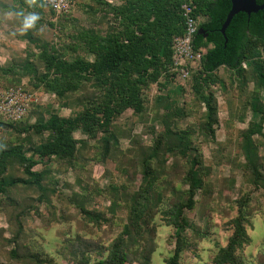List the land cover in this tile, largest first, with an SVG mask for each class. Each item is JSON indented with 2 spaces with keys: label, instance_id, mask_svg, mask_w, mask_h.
Here are the masks:
<instances>
[{
  "label": "rangeland",
  "instance_id": "374dc122",
  "mask_svg": "<svg viewBox=\"0 0 264 264\" xmlns=\"http://www.w3.org/2000/svg\"><path fill=\"white\" fill-rule=\"evenodd\" d=\"M74 1L56 14L39 0H0V96L29 97L20 119L0 114V156L17 148L37 173L16 157L0 171V264H169L177 246V264H264V77L251 61L209 83L200 62L173 59L158 81L143 78L141 111L76 129L70 155L36 152L54 137L40 120L96 111L107 91L94 76L62 78L41 54L93 61L88 40L123 32L116 9L136 2ZM146 200L141 237L109 262Z\"/></svg>",
  "mask_w": 264,
  "mask_h": 264
},
{
  "label": "trees",
  "instance_id": "16d2710c",
  "mask_svg": "<svg viewBox=\"0 0 264 264\" xmlns=\"http://www.w3.org/2000/svg\"><path fill=\"white\" fill-rule=\"evenodd\" d=\"M185 1L192 4L194 17L207 18L199 25L195 34L194 48H208L202 56L201 69L209 83L217 82L214 72L222 66L243 75L244 63L247 61H251L259 78L264 77V62L254 58L252 43V38H256L264 47V9L250 15L244 12L236 14L224 35L221 27L231 9V0H136L134 4L116 9L117 14L125 17L123 32L92 38L84 34V39L90 38V49L96 55L93 61H66L55 54H41L48 70H54L62 78L94 76L107 89L102 107L96 111H86L75 117L52 116L46 121L38 122V131H49L54 135L52 140L37 149L36 152L42 158L72 154L76 148L73 136L76 129H89L96 124L107 127L111 120L128 108L138 112L142 110L143 78L156 82L167 72L173 62L174 37L185 33L182 9ZM257 1L259 4L264 3V0ZM39 2L44 5L40 0ZM201 29L202 33L199 32ZM49 87L56 91L59 89L52 83ZM12 157L25 164L28 173L37 175L32 171L36 164L33 157L25 156L17 148L3 151L0 156V171L6 169V161ZM147 205L146 200L143 205L134 208L131 220L126 225L128 239L117 242L112 253L113 259H108L109 262L123 260L129 253V240L134 242L141 237L139 228L149 210ZM177 248L169 264L179 262L181 247ZM229 250V247L225 249V253ZM100 264H108V261Z\"/></svg>",
  "mask_w": 264,
  "mask_h": 264
},
{
  "label": "built area",
  "instance_id": "2783aa9c",
  "mask_svg": "<svg viewBox=\"0 0 264 264\" xmlns=\"http://www.w3.org/2000/svg\"><path fill=\"white\" fill-rule=\"evenodd\" d=\"M46 7L50 8L56 14H66L73 10L74 0H40ZM183 15L185 17V33L174 37L173 59L189 60L196 64L201 63L202 56L205 54V48L195 50L192 43L193 37L196 34L199 24L198 17L193 16V6L190 2L185 1L182 6ZM246 64L244 63V66ZM185 71V70H184ZM184 77V76H183ZM29 103V97L21 91L11 89L0 96V114L5 117H10L13 120L20 119L26 112Z\"/></svg>",
  "mask_w": 264,
  "mask_h": 264
},
{
  "label": "water",
  "instance_id": "95a60500",
  "mask_svg": "<svg viewBox=\"0 0 264 264\" xmlns=\"http://www.w3.org/2000/svg\"><path fill=\"white\" fill-rule=\"evenodd\" d=\"M262 9H264V3L259 4L257 0H231V9L227 15L224 24L221 27L222 34H226V29L228 28L236 14L244 12L250 15L251 13H256ZM199 32L202 33V29ZM194 38L195 35L192 40L193 44Z\"/></svg>",
  "mask_w": 264,
  "mask_h": 264
}]
</instances>
